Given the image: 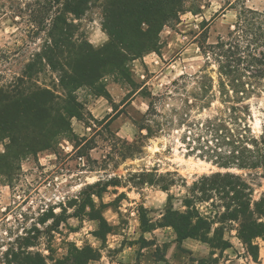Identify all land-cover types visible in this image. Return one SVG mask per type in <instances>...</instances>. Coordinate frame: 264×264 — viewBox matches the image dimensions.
<instances>
[{
	"label": "rangeland",
	"instance_id": "rangeland-1",
	"mask_svg": "<svg viewBox=\"0 0 264 264\" xmlns=\"http://www.w3.org/2000/svg\"><path fill=\"white\" fill-rule=\"evenodd\" d=\"M102 2L89 0L79 19L68 15L74 38L95 50L110 40ZM51 3L0 0V87L15 85L12 77L42 52L49 39L43 29L31 30L29 10H40L35 19L45 13L51 18L58 8ZM244 8L264 11V0H184L152 49L128 56L120 69L107 66L97 85L75 91L60 82L59 67L41 61L26 86L58 96L55 109H66L71 96L80 109L65 117L68 127H29L22 118L21 127L0 132V254L28 236L34 238L31 250L48 258L90 248L94 260L87 264H264V239L253 241V258L237 237L238 223L218 222L224 209L213 191L197 208L215 222L208 237L214 240L218 228L228 249L199 239L180 244L162 226L169 207L184 211L192 194L202 197V177L217 172L239 176L254 202L264 195L263 168H220L207 147L213 144L206 127L237 126L231 106L248 107L243 124L253 135L264 129V81L248 99L226 101L218 91L217 66L201 48L226 38Z\"/></svg>",
	"mask_w": 264,
	"mask_h": 264
},
{
	"label": "trees",
	"instance_id": "trees-1",
	"mask_svg": "<svg viewBox=\"0 0 264 264\" xmlns=\"http://www.w3.org/2000/svg\"><path fill=\"white\" fill-rule=\"evenodd\" d=\"M88 2L52 0L51 4L58 5V8L51 18H46L48 14L45 13L41 19H35L34 15L39 14L40 10H29L32 14L31 30L34 33L46 31L49 40L42 52L36 53L20 74L12 77L15 85L10 84L8 89L0 87V132L10 127H21L22 118L29 121V127H37L43 122H56L68 127L65 117H76L74 110L80 109V104L72 96L68 97L66 109H55L58 96L46 88L31 89L26 86L40 69L41 61L44 60L51 69L59 67L60 82L66 83L72 91L80 85H97L107 66L113 65L120 69L128 61V56L135 58L152 49L153 41L162 28L175 21L182 12L184 0H103L100 7L110 40L100 50L74 38L76 26L73 25V19L68 17L71 15L79 19L87 9ZM142 24L147 28L143 29ZM201 48L206 61H213L217 66L220 96L228 102L233 98L236 102L248 99L246 97L255 93L264 81V11L244 8L226 38L219 37L214 44L202 45ZM1 60L5 61L6 56H1ZM229 109L234 115L236 127H206V132L212 138V147H207L213 153L214 164L226 169H264V129L259 136H255L248 124H243L248 107L231 106ZM146 130L150 132L149 128ZM200 181L202 197L192 194L184 201V211H173L169 207L165 225L162 226L170 227L180 244L186 239H199L212 249H228L230 244L223 239V231L219 232L216 228L214 240L208 237L215 222L197 208V203L207 202L205 199H209V191H213L222 202L220 207L224 209L218 222H237L238 239L256 258L257 246L253 241L264 239V221H261L264 219V195L254 202L250 187L230 172H217L202 177ZM140 223L143 230L145 223L142 218ZM33 241L34 238L28 236L17 237L1 252L0 264H87L94 260L90 248L76 247L72 249L74 254L70 250L65 257L48 258L31 250Z\"/></svg>",
	"mask_w": 264,
	"mask_h": 264
}]
</instances>
